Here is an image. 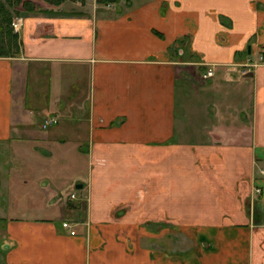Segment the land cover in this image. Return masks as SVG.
I'll return each mask as SVG.
<instances>
[{"label": "crops", "instance_id": "obj_1", "mask_svg": "<svg viewBox=\"0 0 264 264\" xmlns=\"http://www.w3.org/2000/svg\"><path fill=\"white\" fill-rule=\"evenodd\" d=\"M29 1L0 56V144L41 203L2 207L0 264H264V64L241 67L264 50V0ZM56 142L70 173L27 177Z\"/></svg>", "mask_w": 264, "mask_h": 264}, {"label": "rangeland", "instance_id": "obj_2", "mask_svg": "<svg viewBox=\"0 0 264 264\" xmlns=\"http://www.w3.org/2000/svg\"><path fill=\"white\" fill-rule=\"evenodd\" d=\"M25 1H27V0H25ZM44 1H46V0H44ZM67 1L74 2L76 8L85 9V8H87L86 4L90 0H67ZM92 1H94L95 4H97V5L99 4V5L105 6L110 11L115 10L117 7H119V5H121L123 7L126 6V2H127V1L125 2L124 0L122 2H120V0L118 2H113V1L111 2L110 0H106V1H104V0H92ZM29 2L34 7V4L31 1H29ZM49 4L58 5V4H53L50 2H49ZM19 6L23 7L22 4H17V5H14V7L10 8V10H12V15H13L12 20L16 19L19 16V15L15 14V12L13 10H15L19 13L22 12L23 9L21 10ZM115 6H116V8H115ZM34 9H35V7H34ZM260 52L257 53L256 60H259L258 56H259ZM252 62H254V61H252ZM257 65H259V64H257ZM257 65H255V66H257ZM252 68H251L250 72L252 71ZM250 72H247V73H250ZM247 73H244V74H247ZM13 147L15 149L17 148L16 146L9 147L8 145H5V144L1 145L0 144V212L2 210V207H5V208L10 207L13 209H11L9 211L6 210L4 212H6V213L9 212L11 215H13V214L32 215L34 213V210H35L34 205L36 203L37 204L41 203V201L38 198L37 199L33 198L31 195H25L23 192H21L22 187L24 186L23 189L27 188L28 185H30L31 180L29 178L26 179L27 184H25L23 177L22 178L19 177V173H21L23 170L18 167L19 166L18 163L13 162L14 159H15V161L17 160V155H18V151L13 150ZM45 148L48 150V155L42 154V157H41L42 160L45 159L43 161L41 160L42 164H40V162H38L37 165L29 163L28 165H26L23 168V169H25V171H27L29 173L27 177H29V176L31 177L32 173H34V172H40L39 170L45 169L46 164L44 163V161H51L50 166L47 167L49 169H52L54 171H60L62 173H66V174L70 173L71 169L74 168L73 163H72V156L74 154L72 155V153H69L68 149H66L67 148L66 145H61V144L56 142V143H49V145L48 146L46 145ZM61 149H64L63 150L64 156L60 155L59 150L61 151ZM19 158H20L19 160H21V155L19 156ZM60 158L64 159V161H63L64 164L63 163L60 164L58 162V159H60ZM58 164H59V166H58ZM35 166H37V167H35ZM27 167H30V170ZM259 173L264 175V173L261 172V169L259 170ZM252 186H253L252 188H254L253 189L254 190V197L251 199L250 204H249V208H250L249 210H250V212L252 211V213H250V212L249 213L252 214V216L250 215L251 223H256L258 221L255 220V218L253 217V212L255 209L252 210V207L254 204V208H256L255 203L257 200L256 197L258 195L257 194L258 191H256V188H257L256 185H252ZM69 197H70V194H69ZM164 228L165 227L154 226V231H155L154 233H155V241L156 242L161 244L162 241H160L161 237L159 238V236H162V238L165 237V238H163V240L168 239L170 241L171 250L177 249L179 246H181V244L183 246L189 245L187 235L185 233H182L184 231H182L181 233H178L176 230V229H178V227H175V226L174 227L170 226L169 228H166V229H164ZM1 235H2V233L0 232V236ZM3 247H4V245H3ZM179 253H182V252H179Z\"/></svg>", "mask_w": 264, "mask_h": 264}, {"label": "trees", "instance_id": "obj_3", "mask_svg": "<svg viewBox=\"0 0 264 264\" xmlns=\"http://www.w3.org/2000/svg\"><path fill=\"white\" fill-rule=\"evenodd\" d=\"M53 4H60L65 0H46ZM106 1V0H104ZM118 2L119 0H110ZM22 4L23 8L31 11L34 7L29 1L25 0H0V56H15L18 53V40L16 33L13 32L11 20L13 18L10 8L14 5ZM14 9V8H13ZM15 14L19 12L13 10Z\"/></svg>", "mask_w": 264, "mask_h": 264}, {"label": "built area", "instance_id": "obj_4", "mask_svg": "<svg viewBox=\"0 0 264 264\" xmlns=\"http://www.w3.org/2000/svg\"><path fill=\"white\" fill-rule=\"evenodd\" d=\"M11 25H12V27H13V30H14V31H17V30L19 29V27H20L19 18L13 19V20L11 21ZM258 57H259V58H258L259 60H256V61H254V62H252V61H250V62L248 61V62H247V61H246V62L242 63L241 67H242V73H243V74H244V73H247V72H250L251 68L254 67V66L257 65V64H264V50L261 51V52L259 53V56H258ZM212 74H213L212 69H207V70L202 74V78H207V77L211 76ZM50 120H52V119H50ZM47 122H48V120L45 121V123L43 124V126H46ZM261 172L264 173V169H261ZM256 191L259 192L260 189L257 187V188H256ZM70 197H71V198H74V197H75V194H74V193H71V194H70ZM62 226L65 227V228H68V229L71 227L70 223L67 222V221H63V222H62ZM70 232H71V233H74V231H72V230H70Z\"/></svg>", "mask_w": 264, "mask_h": 264}]
</instances>
